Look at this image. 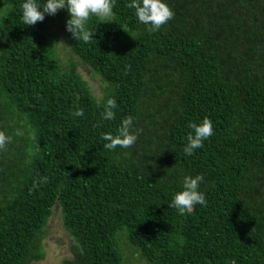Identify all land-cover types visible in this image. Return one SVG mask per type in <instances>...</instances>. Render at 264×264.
Returning a JSON list of instances; mask_svg holds the SVG:
<instances>
[{"label":"trees","instance_id":"trees-1","mask_svg":"<svg viewBox=\"0 0 264 264\" xmlns=\"http://www.w3.org/2000/svg\"><path fill=\"white\" fill-rule=\"evenodd\" d=\"M0 1V264L45 258L56 207L74 240L63 264H123L122 233L147 264H264V0H167L174 16L155 32L116 0L88 21L94 39L66 31L106 83L100 100L116 99L111 121L76 62L51 59L58 11L25 25L21 0ZM126 116L135 144L105 149ZM205 116L214 135L185 156ZM198 173L207 202L180 215L168 203Z\"/></svg>","mask_w":264,"mask_h":264},{"label":"clouds","instance_id":"clouds-1","mask_svg":"<svg viewBox=\"0 0 264 264\" xmlns=\"http://www.w3.org/2000/svg\"><path fill=\"white\" fill-rule=\"evenodd\" d=\"M116 0H21V21L25 25H35L43 21L45 15H54L58 10L64 9L68 14L65 29L74 38L89 41L93 38V32L89 28L88 21L91 17L103 19L113 15ZM127 7L133 10L138 22L148 27L149 31L155 32L165 25L174 16V11L167 0H130ZM101 106V119L111 121L115 119L118 104L115 98L97 100ZM74 116L83 117L84 110L76 107ZM189 132L186 134V143L183 146L185 156H191L196 149L214 135L213 121L205 116L198 121H189ZM139 129L133 130V117L126 116L121 119L120 125L115 132H103L101 139L103 147L114 150L118 146L126 149L135 144ZM19 134V133H18ZM11 141V137L0 131V150H4ZM204 177L202 174L185 175L182 186L172 194L168 207L174 208L180 215L190 214L195 205L206 204L205 193L200 190V184Z\"/></svg>","mask_w":264,"mask_h":264},{"label":"rangeland","instance_id":"rangeland-1","mask_svg":"<svg viewBox=\"0 0 264 264\" xmlns=\"http://www.w3.org/2000/svg\"><path fill=\"white\" fill-rule=\"evenodd\" d=\"M4 8L0 1V12ZM67 17L66 10L60 9L50 19L48 32L52 36V43L49 45L51 59L55 64L62 67H66L69 61L74 60L81 77L87 82L92 95L97 99H101L105 92L106 83L93 68L82 63L71 53L66 41V30L64 29ZM121 232H125V229L120 230L118 236ZM120 241L124 257L123 264H147L137 250L127 242L124 233L120 234ZM43 243L46 256L38 264H63L65 259L73 256L74 240L63 225L62 214L58 207L55 208L47 223Z\"/></svg>","mask_w":264,"mask_h":264}]
</instances>
